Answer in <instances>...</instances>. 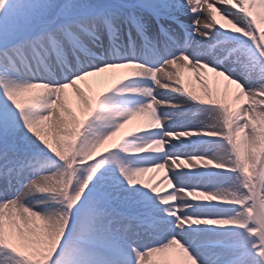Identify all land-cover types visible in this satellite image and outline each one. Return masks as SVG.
<instances>
[{
    "label": "snow or ice",
    "instance_id": "obj_1",
    "mask_svg": "<svg viewBox=\"0 0 264 264\" xmlns=\"http://www.w3.org/2000/svg\"><path fill=\"white\" fill-rule=\"evenodd\" d=\"M0 264H264V0H0Z\"/></svg>",
    "mask_w": 264,
    "mask_h": 264
}]
</instances>
